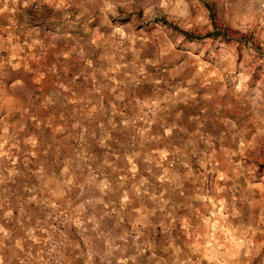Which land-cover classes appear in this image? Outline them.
Segmentation results:
<instances>
[{
	"label": "rangeland",
	"instance_id": "obj_1",
	"mask_svg": "<svg viewBox=\"0 0 264 264\" xmlns=\"http://www.w3.org/2000/svg\"><path fill=\"white\" fill-rule=\"evenodd\" d=\"M0 0V264H264V0Z\"/></svg>",
	"mask_w": 264,
	"mask_h": 264
},
{
	"label": "clouds",
	"instance_id": "obj_2",
	"mask_svg": "<svg viewBox=\"0 0 264 264\" xmlns=\"http://www.w3.org/2000/svg\"><path fill=\"white\" fill-rule=\"evenodd\" d=\"M160 6H161V7H166L165 0H161Z\"/></svg>",
	"mask_w": 264,
	"mask_h": 264
}]
</instances>
